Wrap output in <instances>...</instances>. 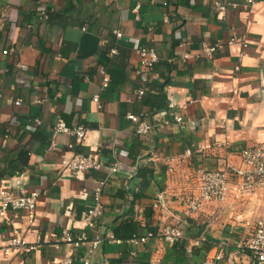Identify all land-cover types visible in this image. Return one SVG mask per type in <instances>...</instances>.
<instances>
[{"label": "crops", "instance_id": "1", "mask_svg": "<svg viewBox=\"0 0 264 264\" xmlns=\"http://www.w3.org/2000/svg\"><path fill=\"white\" fill-rule=\"evenodd\" d=\"M216 1L0 0V183L42 192L34 225L27 223L25 211L15 222L17 233L36 248L7 256L0 250V264H62L66 256H82L70 244L46 240L64 228L92 236L81 217L101 179V229L115 233L124 224L142 236L173 223L185 237L175 245L161 238L104 240L92 264L103 259L107 264H201L219 243L234 246L251 237L264 202L256 211L230 197L185 214L198 193L199 170L227 162L240 166L241 149L264 142V0L254 7L220 0L227 5L223 12ZM45 6L54 7L48 20L39 11ZM114 30L123 35L117 37ZM83 33L100 39L96 53L87 57L79 54ZM217 42L223 47L207 56L203 47ZM139 45L159 55L157 76L146 83L143 95L136 73ZM112 47L115 54L109 53ZM185 53L191 54L186 60ZM101 67L111 78L106 87ZM96 94L100 103L93 100ZM161 94L169 122L157 121L148 134H138L127 114L152 121L159 111L151 103ZM58 117L69 126L84 125L85 140L60 133L57 146L50 148ZM188 149L191 154L184 156ZM76 152L92 153L104 166L62 168V158ZM180 156L183 160L170 161ZM115 163L120 167L112 172ZM0 228L5 239L13 236L11 225L0 223ZM254 261L249 249L232 247L218 264Z\"/></svg>", "mask_w": 264, "mask_h": 264}, {"label": "built area", "instance_id": "2", "mask_svg": "<svg viewBox=\"0 0 264 264\" xmlns=\"http://www.w3.org/2000/svg\"><path fill=\"white\" fill-rule=\"evenodd\" d=\"M247 4V6L254 7L257 0H240ZM167 4V2H164ZM215 7L219 11H226L227 5L218 0L215 2ZM42 17L45 20L50 19L51 13L54 11L53 6H45L39 10ZM6 13L2 14L4 17ZM83 31L87 30L86 26L82 27ZM117 37L123 35L121 30H114ZM233 40H229L228 44H233ZM244 48L247 43L243 44ZM223 47V43L217 42L212 45H205L203 52L211 57L216 50ZM7 49L3 50V53H8ZM117 50L112 47L109 51L110 54H115ZM136 52L140 58V67L136 69L137 75L140 77L142 86L138 90L139 95H143L146 91L145 85L152 78H155V65L159 61V55L155 48L144 45L136 47ZM244 51L240 52L243 55ZM191 56L189 53H185L184 59H188ZM20 66L24 69L28 68V65L21 63ZM240 69L239 66L236 67ZM100 73L102 74V86L106 87L111 78L106 68L101 67ZM93 100L100 103L99 95H94ZM20 99L15 101V104L19 105ZM167 112L165 110L159 111L152 121L147 120L144 114H135L129 112L127 117L133 121L136 126V131L140 135L148 134L151 129L156 125L157 121H163L168 123L166 119ZM175 120L183 123V117L176 115ZM39 123L40 120L37 119ZM60 133H67L74 135L78 141L82 142L87 136V128L82 124L69 126L64 119L58 117L56 125L53 128V134L51 139L50 148L57 146L56 137ZM191 151L188 149L184 156H189ZM183 156L178 158L172 157L170 161H181ZM240 166H236L230 162L225 163L221 167L216 169H201L198 171L199 176V188L198 193L191 198L186 206L185 214L191 215L200 211L207 203H223L232 197L236 201H247L251 204L253 210H258L259 205L264 202V142H258L250 146H245L240 151ZM61 166L67 170H99L104 166V163L92 153H72L66 155L61 160ZM119 163L113 164L110 169L112 172H116L119 169ZM20 177L24 178L25 173H20ZM105 185V179L98 181L93 192V200L89 206L83 211L81 221L85 227L89 229L92 236L87 231H83L79 234H74L67 228L61 231V234H53V239L46 240L51 241L54 245L58 246L60 243H67L73 246L76 250H81L83 255H69L66 256L62 264H92V256L103 243L104 240L120 241L116 238L112 229H101L99 220L104 214V202H103V187ZM42 192L37 189H27L26 186L14 188L5 180L0 183V223L4 226L11 225L14 230V234L11 237L4 238L3 232L5 228H0V250L7 256L13 252L30 251L36 248V245L25 239L22 235L17 233L15 229V222L19 217L20 211L26 212V221L29 225H34L37 218L38 201ZM9 211L14 212V216L8 215ZM185 237L182 227L178 224L167 223L158 231H148L145 235L134 236L128 239L131 242L145 243L152 238H161L170 245H175L182 241ZM234 247L235 250H242L244 248L249 249L254 255L255 264H264V215H260L256 219L254 232L247 241H238L234 246H231L228 242H221L217 246V250L214 253H208L201 264H218L224 257L225 252ZM108 259H103L98 264H107Z\"/></svg>", "mask_w": 264, "mask_h": 264}, {"label": "water", "instance_id": "3", "mask_svg": "<svg viewBox=\"0 0 264 264\" xmlns=\"http://www.w3.org/2000/svg\"><path fill=\"white\" fill-rule=\"evenodd\" d=\"M99 40V37L93 33H83L79 47L80 57H87L96 53Z\"/></svg>", "mask_w": 264, "mask_h": 264}, {"label": "trees", "instance_id": "4", "mask_svg": "<svg viewBox=\"0 0 264 264\" xmlns=\"http://www.w3.org/2000/svg\"><path fill=\"white\" fill-rule=\"evenodd\" d=\"M152 107L155 108V110H164L167 107V99L166 96L161 94L159 95L158 98H156V101L152 104ZM115 237L116 238H126V239H130L135 235V233L133 232V230H126V225H122L119 226L116 230H115Z\"/></svg>", "mask_w": 264, "mask_h": 264}]
</instances>
